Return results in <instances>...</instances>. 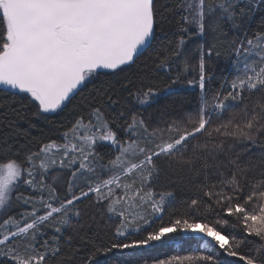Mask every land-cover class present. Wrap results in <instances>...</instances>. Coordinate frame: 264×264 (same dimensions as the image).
Wrapping results in <instances>:
<instances>
[{
	"label": "trees",
	"instance_id": "16d2710c",
	"mask_svg": "<svg viewBox=\"0 0 264 264\" xmlns=\"http://www.w3.org/2000/svg\"><path fill=\"white\" fill-rule=\"evenodd\" d=\"M189 2L153 0L150 46L130 64L96 72L53 112L0 88V166L34 167L0 215L34 225L0 245V264H264V0H205L201 32ZM5 21L0 9V53ZM95 119L118 142L143 148L135 157L145 166L141 190L167 196L159 214L126 227L109 197L87 193L109 173L69 185L70 168L43 171L42 148ZM94 151L98 162L118 153L104 142ZM72 198L36 221L46 203ZM196 224L225 241L184 231Z\"/></svg>",
	"mask_w": 264,
	"mask_h": 264
},
{
	"label": "water",
	"instance_id": "95a60500",
	"mask_svg": "<svg viewBox=\"0 0 264 264\" xmlns=\"http://www.w3.org/2000/svg\"><path fill=\"white\" fill-rule=\"evenodd\" d=\"M12 42L0 53V88L35 92L55 111L82 86L86 70L130 64L151 44L153 0H0ZM73 25L61 38L57 29Z\"/></svg>",
	"mask_w": 264,
	"mask_h": 264
},
{
	"label": "rangeland",
	"instance_id": "374dc122",
	"mask_svg": "<svg viewBox=\"0 0 264 264\" xmlns=\"http://www.w3.org/2000/svg\"><path fill=\"white\" fill-rule=\"evenodd\" d=\"M190 7L194 8L192 13L196 19V26L201 32V16L204 9L205 0H190ZM213 8V7H212ZM0 9L5 17L6 23V46L12 42V33L6 16L4 3L0 1ZM73 25L66 23L57 29L58 35L64 38L73 29ZM252 45V40L247 42L245 48L241 50L237 59V66L242 69L245 58V53H248ZM254 54V53H252ZM250 55V54H249ZM259 57V56H258ZM264 63V62H263ZM96 72L94 70L88 71L84 74L83 82L90 80ZM243 75V73H239ZM261 77L263 73H260ZM238 78V76H237ZM239 80V78L237 79ZM202 83V82H201ZM34 100L39 102L43 108L40 99L35 92H27ZM229 102V99L222 100L221 106ZM44 109V108H43ZM99 120V119H98ZM98 120L95 122L84 123L78 121L75 126L64 134L62 142H53L45 145L42 148L41 154L43 157L42 169L48 173L52 167H67L71 170L69 177V185L73 184L75 180H82L84 178L91 179L92 176L101 173H109L107 176L96 179L95 184L89 192H96L100 197H109L111 200V212L121 216L122 220L126 223H136L147 214H159L162 205L167 198L166 195L161 194L156 196L151 191L143 192L141 185L144 182L142 161L136 162L135 157L140 155L143 148L138 144V141L126 142L122 144L115 139L113 132L107 125L99 124ZM143 136L148 138L147 133L144 132ZM98 142L110 143L118 151L117 155L112 160L98 162L97 155L94 151V146ZM173 146L167 145L162 147L160 152L172 149ZM30 164V163H29ZM34 167H20L16 163H7L0 166V215L4 210L10 207V201L17 189L19 183L24 185L31 184L28 177L31 176ZM61 173H55L53 179L55 183L58 181ZM130 178H127V177ZM84 177V178H83ZM26 178V182L23 179ZM55 192H59L55 190ZM85 193V194H87ZM76 199V198H74ZM69 199L64 204L54 207L53 202L46 203L44 207L48 208V212L42 216L37 215L36 221L44 220L50 216L55 215L61 211L66 205H70L73 200ZM23 218L6 217L0 221V245L10 240L16 235H25L29 229L34 225L33 223L22 224ZM135 229L136 227L133 226ZM170 228H164L160 233L169 231ZM186 233L203 237L209 241H225V238L216 232L206 230L202 225L196 224L190 226Z\"/></svg>",
	"mask_w": 264,
	"mask_h": 264
},
{
	"label": "flooded vegetation",
	"instance_id": "af4514ba",
	"mask_svg": "<svg viewBox=\"0 0 264 264\" xmlns=\"http://www.w3.org/2000/svg\"><path fill=\"white\" fill-rule=\"evenodd\" d=\"M88 71H91V70H86V71H84V73H83V77H84V74L86 73V72H88ZM95 72H98V71H96V70H94ZM83 85H84V82H83Z\"/></svg>",
	"mask_w": 264,
	"mask_h": 264
}]
</instances>
